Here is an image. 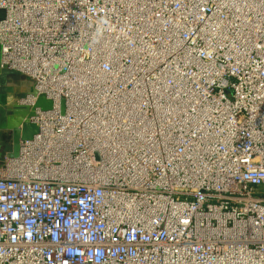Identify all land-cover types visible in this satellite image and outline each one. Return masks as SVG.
<instances>
[{"label": "built area", "instance_id": "2783aa9c", "mask_svg": "<svg viewBox=\"0 0 264 264\" xmlns=\"http://www.w3.org/2000/svg\"><path fill=\"white\" fill-rule=\"evenodd\" d=\"M33 81L0 170V264H264V0H0Z\"/></svg>", "mask_w": 264, "mask_h": 264}, {"label": "water", "instance_id": "95a60500", "mask_svg": "<svg viewBox=\"0 0 264 264\" xmlns=\"http://www.w3.org/2000/svg\"><path fill=\"white\" fill-rule=\"evenodd\" d=\"M5 16V11L0 9V20ZM1 50V47H0ZM0 91L12 95L11 102L5 103L0 108V129L9 132L5 140L11 149L6 158L16 157L19 153L20 141L30 139L36 132V127L30 123V118L35 115V110L45 111L50 109L51 102L44 95H38L33 106H23L19 100L32 93L33 81L26 76L0 66Z\"/></svg>", "mask_w": 264, "mask_h": 264}, {"label": "rangeland", "instance_id": "374dc122", "mask_svg": "<svg viewBox=\"0 0 264 264\" xmlns=\"http://www.w3.org/2000/svg\"><path fill=\"white\" fill-rule=\"evenodd\" d=\"M12 95L3 93L0 91V108L7 102H11ZM1 114H0V121H1ZM9 132L6 130L0 129V170L5 164L6 161V154L10 151L11 146L8 141L5 140V137H8Z\"/></svg>", "mask_w": 264, "mask_h": 264}]
</instances>
